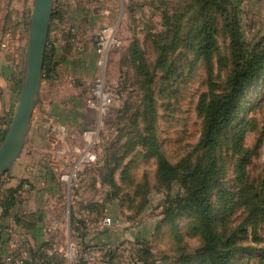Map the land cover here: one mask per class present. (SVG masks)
Segmentation results:
<instances>
[{
    "label": "rangeland",
    "instance_id": "obj_1",
    "mask_svg": "<svg viewBox=\"0 0 264 264\" xmlns=\"http://www.w3.org/2000/svg\"><path fill=\"white\" fill-rule=\"evenodd\" d=\"M59 2L65 13L59 19L57 30L60 32L64 24L75 25L79 41L70 43L61 34V49L64 52L68 48L61 70L64 78L59 83L46 85L43 95L40 94L34 112L38 119L43 116L36 128L40 134L38 150L30 151L33 144L29 140L20 159H34L39 166L46 160L47 166L37 168L45 170L39 174L44 184L40 191L61 193L62 209L60 215L48 216L47 241L40 235L41 241L33 238L34 245L23 239L19 245L34 264L42 262L43 254L61 259L63 264L81 260L87 264H183L182 258L195 255L202 243L193 235L196 218L192 213L158 229L165 216L166 194L158 184L156 159L142 145L145 138L151 140V132L147 131L151 115L144 85L151 82L153 90L156 141L160 151L175 165L200 141L202 118L198 108L202 95L208 91L209 81L222 86L230 74L232 51L230 33H225L226 18L219 11L213 13L217 52L209 63L206 58L196 59V53L190 48L198 43L199 24L204 18L201 5L193 0ZM23 3L24 0H17L13 11L19 12ZM218 3L225 10L233 11L242 43L250 49H263L264 0H220ZM32 9L33 4L28 18L16 24L14 12L7 5L0 7L3 47L0 50L12 57L14 65H7L12 74H16L15 60L18 58L20 63L24 60L15 75L19 80L18 100L26 47L20 55L15 54L13 47L21 26L27 42ZM105 26L117 27L119 45L110 52L101 70L95 39ZM99 77L114 95L112 106L103 116L89 107V102L94 101L92 89ZM239 108V114L225 131L221 149L225 172L222 186L213 195V203L218 208L228 203L225 216L230 228H237L248 217L252 197L264 188V75L239 99ZM60 126L68 130L62 144L57 133L51 132ZM241 130L245 131L244 140L237 144L235 137ZM86 132H98L97 160L90 166L85 183L72 192L61 176L69 171L78 155H74L71 146L83 150ZM242 165L244 171L240 170ZM11 171L2 176L0 186H6ZM172 187V195L181 190L178 183ZM221 190L226 196L223 203ZM244 192H248L250 201L242 195ZM263 214L256 231L258 240L252 242L254 224L251 223L249 237L241 236L244 249L232 264H256L264 256ZM46 218L43 215L36 223L45 225ZM104 219L110 220L108 225H104ZM31 222L35 233V219ZM137 240L147 242L151 248L147 261L140 252L143 246ZM248 246L256 251L245 250ZM108 250L112 253L106 254Z\"/></svg>",
    "mask_w": 264,
    "mask_h": 264
},
{
    "label": "trees",
    "instance_id": "obj_2",
    "mask_svg": "<svg viewBox=\"0 0 264 264\" xmlns=\"http://www.w3.org/2000/svg\"><path fill=\"white\" fill-rule=\"evenodd\" d=\"M193 1L196 5H201L204 18L199 24L201 31L198 34V43L196 46L191 45V50L196 53V59L206 58L209 63L211 62L217 52L213 13L219 11L226 18L225 33H230L232 51L230 74L222 86L209 81L208 91L202 95L198 108L199 116L202 118L200 141L189 154L175 165L171 164L164 153L160 151V146L156 141L153 129L155 121L154 96L152 86H150L151 82H147L144 87L147 89V110L151 115L148 119L149 127L147 131L151 132V140L149 142L145 138L142 145L147 147L148 154H153L156 159L158 184L165 189L166 194L163 208V216H165L158 224V229L187 213H192L196 218L192 232L194 236L200 238L202 247L195 255L182 258V263L193 264L195 261H200L201 264H232L235 257L244 249L241 236L249 237L251 223L254 224L251 234L252 242L258 240L256 231L262 221V213L264 212V188L252 197V200L248 192L242 194L248 201L251 200V203L248 209V217L237 228H230L226 220L228 203L224 202L226 198L223 193L224 190L220 191L221 202L225 203L222 208L214 205L213 195L215 190L222 186L221 179L225 172L221 157V149L225 142V131L234 116L240 112L239 99L247 91L252 90L256 82L264 75V48L250 49L242 43L243 37L236 16L232 13L233 11H227L220 6L218 3L220 0ZM59 5V0H56L52 19H60L65 13V9ZM186 41L188 40L186 39ZM67 50L68 48L64 49V52L61 50L63 52L61 54L56 47L51 49L47 47L43 73L44 81H54L57 78V70L65 62ZM219 62L222 63V60ZM6 131L1 137L0 144ZM244 135V130L237 134L235 137V139L238 138L237 144L244 140ZM240 170L244 171V165L240 166ZM177 183L180 185L181 190L179 193L172 195V186ZM262 185H264V182H262ZM21 187L6 191L1 204L5 214L17 204ZM17 222L23 229H29L33 226L31 219L24 220V217H19ZM137 241L139 245L143 246L140 252L147 261L151 256V248L147 242ZM245 250L256 251L250 246ZM41 261L39 264H63V260L52 259L46 254H43ZM30 264H34V261H31ZM76 264H87V262L81 260L77 261ZM256 264H264V256Z\"/></svg>",
    "mask_w": 264,
    "mask_h": 264
},
{
    "label": "crops",
    "instance_id": "obj_3",
    "mask_svg": "<svg viewBox=\"0 0 264 264\" xmlns=\"http://www.w3.org/2000/svg\"><path fill=\"white\" fill-rule=\"evenodd\" d=\"M16 2L17 0H0V7H3V5H7V8H10V10L14 12L13 9L15 10ZM33 3L34 0H24L20 11L14 12V23L16 21V24L23 23L22 20H26L28 18L30 8ZM18 31L17 43L16 46L13 47V51L15 52V54L20 55L22 54V50H24L26 43L25 34L23 33V27H19ZM49 38H57V29L55 30L52 26H50ZM0 46L2 47L1 43ZM58 50L59 52H61L60 50L62 49L59 48ZM12 62V57L3 54L0 50V140L4 132L8 129L10 117L16 110V106L18 103L17 86L19 84V80L15 75L18 74V69H20V64H22V61L20 63L18 59L15 60V75L12 74L11 69L9 68V66H7L9 64H13ZM61 70L62 65H60V67L58 68L57 78L54 81L43 80L41 86V95H43L44 87L46 85L59 83L63 80L64 75L62 74ZM36 115L34 114L33 116V125L30 129V134L27 140V142L29 140H32L33 146L30 151L38 150L39 146L37 144V141L39 140L38 137L40 134L37 132L38 129L36 128H38V126L40 125L38 124V121L43 116L40 115V118L38 119ZM45 161L43 160L39 166L38 164H35L34 159L32 160L31 158L18 160V162L12 169L13 172L11 171L12 174H10V179L7 181L6 186H0V257L12 252H16L18 250H21L26 254V250L22 246H20L19 243L21 244L23 242H28L31 245H34L33 238H35L36 241H39L41 239L40 235L43 236V240L47 241L48 236L45 232L48 233L50 229L49 222L47 221V219L49 220L48 216L52 215L53 213L59 215L61 214V193L51 190L40 191V188L43 187L44 184H41V182L43 181L42 178H40L39 174L40 172L44 173L45 170H37V168H42L41 166H47L48 164ZM35 174H37V176ZM19 186L22 187L21 191L19 192L18 202L12 210L5 214L3 208L1 207V204L6 195L5 189L17 188ZM43 215L47 216L45 225L38 224V222L36 223V219L41 220ZM19 217H24V220L35 219V228L37 229V231L33 233V230L35 229L32 230V227L30 230L23 229L22 226L17 222ZM37 224L39 225V227H37ZM57 225L59 227L60 224ZM21 239H23V242Z\"/></svg>",
    "mask_w": 264,
    "mask_h": 264
},
{
    "label": "water",
    "instance_id": "obj_4",
    "mask_svg": "<svg viewBox=\"0 0 264 264\" xmlns=\"http://www.w3.org/2000/svg\"><path fill=\"white\" fill-rule=\"evenodd\" d=\"M55 1L34 0L33 3L19 100L0 144V179L10 172L20 159L33 125V116L43 83L45 55ZM40 123L41 121H38V124Z\"/></svg>",
    "mask_w": 264,
    "mask_h": 264
},
{
    "label": "built area",
    "instance_id": "obj_5",
    "mask_svg": "<svg viewBox=\"0 0 264 264\" xmlns=\"http://www.w3.org/2000/svg\"><path fill=\"white\" fill-rule=\"evenodd\" d=\"M60 23L61 22L59 19H52L50 26L59 29ZM62 33L65 34V38L70 43L79 41L77 40L76 26L70 24H64L61 25L60 32L57 30V38L55 39L49 38L47 47L50 49L52 47L61 49L62 45H60L59 38ZM118 45H119V40H118V31L116 26H105L99 31L95 39V48L99 56V66L101 70H103L104 66L106 65L110 52ZM101 77L98 78L96 85L92 89L94 101L89 102L90 105L89 107L96 109L98 113L101 116H103L108 112L109 108L112 106L114 102V95L112 94V92H110L107 89L106 83ZM67 131L68 130L66 127L60 126L53 128L51 132L57 133L58 141L60 144H62L63 138L68 133ZM97 136H98V132L84 133L83 139L84 141H86V143L82 151L78 148H74L73 146H71V149L74 151V155L75 153H77L78 155H75L76 156L75 162L73 163L69 171L61 176V180L62 182L67 184V186L70 188L72 192L79 189L82 186V184L85 183V179L89 177L88 173L90 166L96 163L97 155L95 149L98 144ZM71 149L68 150L70 151ZM109 222H110L109 219H104L103 221L104 225H108ZM76 225H78V223H76ZM30 262L31 261H29L27 255L21 250L0 257V264H30Z\"/></svg>",
    "mask_w": 264,
    "mask_h": 264
}]
</instances>
